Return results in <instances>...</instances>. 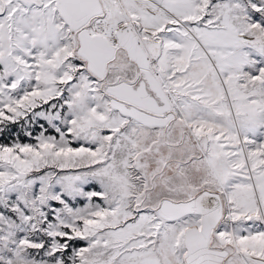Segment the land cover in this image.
<instances>
[{
	"label": "snow or ice",
	"instance_id": "1",
	"mask_svg": "<svg viewBox=\"0 0 264 264\" xmlns=\"http://www.w3.org/2000/svg\"><path fill=\"white\" fill-rule=\"evenodd\" d=\"M0 264H264V0H0Z\"/></svg>",
	"mask_w": 264,
	"mask_h": 264
}]
</instances>
